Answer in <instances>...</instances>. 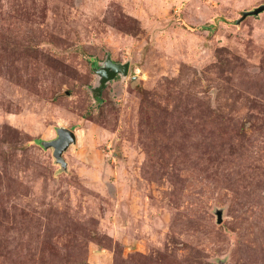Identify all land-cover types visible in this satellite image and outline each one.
I'll return each instance as SVG.
<instances>
[{
    "label": "rangeland",
    "instance_id": "obj_1",
    "mask_svg": "<svg viewBox=\"0 0 264 264\" xmlns=\"http://www.w3.org/2000/svg\"><path fill=\"white\" fill-rule=\"evenodd\" d=\"M261 4L0 0V264H264Z\"/></svg>",
    "mask_w": 264,
    "mask_h": 264
},
{
    "label": "water",
    "instance_id": "obj_2",
    "mask_svg": "<svg viewBox=\"0 0 264 264\" xmlns=\"http://www.w3.org/2000/svg\"><path fill=\"white\" fill-rule=\"evenodd\" d=\"M264 11V4H261L254 9L244 11L242 17L239 19H245L249 15H256ZM130 64L128 62H116L111 56H109L105 64L99 68H97V73L100 76V85L95 88V95H100L102 89L105 85L115 79L117 75H128ZM77 141L76 133L74 130L69 129L64 126H59L57 128V137L51 140L43 141L42 144L46 148H53V154L56 158L57 162H60L64 168H67L68 162L63 156L64 151L68 149V147ZM219 221L222 220L221 213L218 214Z\"/></svg>",
    "mask_w": 264,
    "mask_h": 264
}]
</instances>
